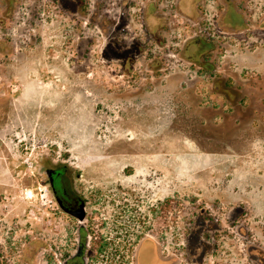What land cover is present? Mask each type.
<instances>
[{"label": "rangeland", "instance_id": "374dc122", "mask_svg": "<svg viewBox=\"0 0 264 264\" xmlns=\"http://www.w3.org/2000/svg\"><path fill=\"white\" fill-rule=\"evenodd\" d=\"M48 19L0 87V243L22 245L37 235L53 247L64 242L61 230L72 222L58 212L40 171L44 161H65L83 174L84 186L104 193L111 250L127 239L130 260L152 222L151 203L160 211L168 197L173 218L167 233V218L158 215V237L164 247L173 240L180 264L188 263L189 225L202 206L225 229L214 238L227 254L237 204L239 223L264 243V118L236 125L215 116L203 104L206 82L186 71L148 95H125L119 88L128 82L101 57V38L81 55L66 23ZM38 264L51 262L41 254Z\"/></svg>", "mask_w": 264, "mask_h": 264}, {"label": "flooded vegetation", "instance_id": "af4514ba", "mask_svg": "<svg viewBox=\"0 0 264 264\" xmlns=\"http://www.w3.org/2000/svg\"><path fill=\"white\" fill-rule=\"evenodd\" d=\"M48 18L66 23L81 55L101 38V57L116 63V75L128 82L119 88L125 95H148L164 78L186 71L206 82L209 96H204L203 104L215 116L228 117L236 125L263 121L264 56L254 66L245 63L243 55H260L264 49V0H0V87L7 86L14 57L24 54L31 39L40 37ZM40 171L58 212L69 218L71 227L61 230L64 242L56 247L43 235L22 245L4 240L0 264H38L41 254L51 264H112L115 258L118 264H180L173 240L164 247L158 237L164 232L158 215L167 218V227L173 218L169 197L160 211L157 200L151 203L152 222L140 231L144 235L130 260L127 239L120 250H111L102 191L84 186L83 174L65 161H44ZM239 209L237 204L230 214L236 223L235 239L227 254L214 238L225 229L207 207L199 208L184 246L187 264H227L223 255L229 264H264V243L254 237L253 229L239 223ZM241 238L246 240L243 248ZM211 256L216 260L210 261Z\"/></svg>", "mask_w": 264, "mask_h": 264}, {"label": "crops", "instance_id": "0c3cea01", "mask_svg": "<svg viewBox=\"0 0 264 264\" xmlns=\"http://www.w3.org/2000/svg\"><path fill=\"white\" fill-rule=\"evenodd\" d=\"M246 58V59H245ZM263 60L262 56L261 55H255V54H248L247 56H244V62L247 63V64H251V65H254V66H257L258 65V62H260V60ZM261 68H264V65L263 66H260Z\"/></svg>", "mask_w": 264, "mask_h": 264}]
</instances>
